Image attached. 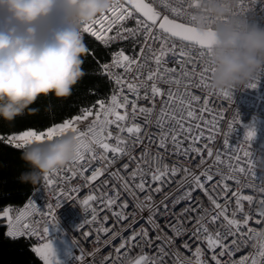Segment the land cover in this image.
Here are the masks:
<instances>
[{
	"label": "snow or ice",
	"instance_id": "snow-or-ice-1",
	"mask_svg": "<svg viewBox=\"0 0 264 264\" xmlns=\"http://www.w3.org/2000/svg\"><path fill=\"white\" fill-rule=\"evenodd\" d=\"M181 10L165 0L159 6L155 0H115L84 29L105 46L117 45L111 63L101 66L117 86L110 101H99L43 131L7 138L21 148L67 131L76 137L71 163L43 178L44 189H52L54 196L46 211L29 214L27 209L37 206L33 200L15 216L10 208L0 210L10 236L43 241L33 249L43 264H61L50 231L58 226L57 210L63 203L77 200L87 214L78 225L79 238L72 241L77 264H86L81 237L91 244L89 237L100 240L101 232L104 248L114 251L115 259L101 255L88 264H264V240L255 238L264 233L242 237L252 215L245 212L244 202L251 204L253 197L227 183L257 187L244 180L251 174L264 193V175L252 171L251 153L233 150L220 126L223 117L210 112L208 105L216 98L232 101V90L210 89L211 67L201 51L209 45L193 35ZM122 40L136 45L132 55L118 46ZM238 123V115L227 121L229 132ZM255 135L253 128L246 130L243 140L249 147ZM217 136L223 137V146H217ZM201 196L207 197L211 212ZM97 205L114 218L110 225L100 226L110 217H99ZM89 225L95 234L85 231ZM242 240L254 251L235 259ZM250 240L257 242L249 245ZM97 252L102 250L90 255Z\"/></svg>",
	"mask_w": 264,
	"mask_h": 264
},
{
	"label": "clouds",
	"instance_id": "clouds-1",
	"mask_svg": "<svg viewBox=\"0 0 264 264\" xmlns=\"http://www.w3.org/2000/svg\"><path fill=\"white\" fill-rule=\"evenodd\" d=\"M115 0H0V118L13 121L41 96L67 98L86 74L89 49L85 26L104 15ZM234 0H201L207 19L206 55L210 89L233 90L264 74V27L231 16ZM211 27V32H208ZM72 131L21 147L32 171L21 180L38 184L71 163L76 150Z\"/></svg>",
	"mask_w": 264,
	"mask_h": 264
},
{
	"label": "built area",
	"instance_id": "built-area-1",
	"mask_svg": "<svg viewBox=\"0 0 264 264\" xmlns=\"http://www.w3.org/2000/svg\"><path fill=\"white\" fill-rule=\"evenodd\" d=\"M156 4L159 6L161 0H155ZM165 2L169 3L173 7H180L181 15L183 19L186 21L188 26L199 28V24L207 19V17L201 12L200 3L201 0H165ZM231 16L238 17L240 19L247 20L249 22L258 24L261 27H264V0H234V4L231 8ZM130 24L132 22H129ZM211 30V27H209ZM85 36H89L95 40L94 37L85 34ZM97 41V40H95ZM106 51L107 53V60L104 64L111 63V59L113 56L114 51L117 49V45L112 46H105L101 42L97 41ZM120 48H123L127 54L132 55L134 53V49L136 45H134L131 41L122 40L119 42L118 45ZM206 49H201L204 53V59L211 67L210 60L206 55ZM179 63V61H177ZM116 69H113V73H116ZM146 71V69H145ZM104 75L110 82V92L108 96L104 99L106 101H110V97L113 92L116 90V85L113 82V79L109 78L105 73ZM256 83L255 88L248 87L250 84ZM131 99V97H130ZM85 108L89 107H81L77 114L73 117L79 115L81 111ZM210 112L213 114H219L223 117V121L221 123V128L224 132L228 133V139L230 145L233 147V150H238L243 148L244 150L251 153L250 159L253 161V168L252 171L256 173L257 176L264 175V74L258 76V78L252 82H250L246 86H241L232 90V101H227L222 97L216 98L213 103L208 105ZM139 115V114H138ZM237 115L240 119V124L235 125V130L229 132L227 128V121L236 118ZM71 117V118H73ZM70 118V119H71ZM248 128H253L255 130V137L250 142L251 146H248V142L244 141V136L246 130ZM154 132L155 129H152ZM217 146H223V137L217 136ZM139 154V153H137ZM227 165L228 160H224V169L227 172ZM99 166V165H97ZM244 167L247 169L249 168L248 164H245ZM103 179V178H101ZM245 181H249L253 184H256L257 187L249 188V187H237L233 180L227 181V183L233 188V190L237 191L241 195H251L253 197V201L251 204L249 202H244L245 212L251 211L252 215L250 218V222L248 225V231L242 233L243 236L253 235L255 232L262 231L264 233V216H260V213H264V204L260 205V200L264 199V193L258 190L259 182L256 181L251 174L244 177ZM43 179L38 183L27 195L22 203L19 204H11L4 207H0V210L5 208H10L12 210L11 214L13 216L17 215L18 212L24 211V206L28 203L29 200H33L37 206L36 208H29L27 212L29 214L35 213L36 215H40L39 208L45 211L47 201L54 200V196L52 194V189H44L43 187ZM73 184H78V181H72ZM167 188L168 185H165ZM88 192L85 191L84 195H87ZM223 195V193H221ZM125 198L131 199L124 194ZM83 197L81 196V199ZM200 199L202 203L207 206L208 211H212V206L208 204L207 197L201 196ZM188 202H185L187 204ZM98 208V215L99 217H103L104 215H108L110 217L109 221L105 224H100L101 227L108 226L112 223L114 218L111 217V214L106 212L102 206L97 205ZM234 204H229V212L232 211ZM131 205L128 209L131 212ZM86 213L82 210L79 206V200L77 201H66L63 203L62 207L57 210V217H58V226L55 229L50 231V239L52 240H60V239H67L70 243V247L68 249L67 255L64 259L63 264H77L75 255L77 254V247L72 243L73 238H79L80 233L77 230L78 225H80L86 219ZM147 216V212L144 213ZM239 218V214H238ZM30 219V217H29ZM163 223V221H162ZM0 226H3L5 236L11 239H21L27 246V248L36 254L33 249L35 246L39 245L43 241L39 239V237H28L21 235L19 237H13L8 234V226L7 221L4 219H0ZM146 226V225H145ZM91 231L95 234L96 228L92 225H89L85 231ZM101 237L100 240H96L93 236L89 237V240L92 241L89 244L81 237V246L84 249V257L85 262H93L95 259H99L101 255L104 256H111L115 259L114 251L110 249L104 248L103 244V237L104 234L101 232L99 233ZM256 239L264 240V234L256 236ZM256 240H250L248 243L249 245L256 243ZM96 249H101L102 252H97L96 257H92L90 255L91 252L95 251ZM235 251V259H239L245 253H251L254 251L253 248L250 246H245L243 240L241 241L240 247L238 250Z\"/></svg>",
	"mask_w": 264,
	"mask_h": 264
},
{
	"label": "trees",
	"instance_id": "trees-1",
	"mask_svg": "<svg viewBox=\"0 0 264 264\" xmlns=\"http://www.w3.org/2000/svg\"><path fill=\"white\" fill-rule=\"evenodd\" d=\"M89 55L82 65L85 75L73 87L67 98H57L52 94L41 96L30 105L36 109L27 111L13 121L0 118V207L19 204L37 185L21 180V175L31 172V166L22 159V150L9 144L4 137L26 130L43 131L73 117L81 107H92L103 101L110 92V82L102 73V65L108 56L105 49L94 39L84 36ZM0 264H42L21 239L5 236L0 226Z\"/></svg>",
	"mask_w": 264,
	"mask_h": 264
},
{
	"label": "rangeland",
	"instance_id": "rangeland-1",
	"mask_svg": "<svg viewBox=\"0 0 264 264\" xmlns=\"http://www.w3.org/2000/svg\"><path fill=\"white\" fill-rule=\"evenodd\" d=\"M16 134H19V133H15V134L8 135V136L4 137V140L7 142V138L9 136L16 135ZM12 145H14V144H12ZM51 241L53 243V247L55 249L57 258L60 260L61 264H63L64 259H65L66 255H67L68 249L70 247L69 241L67 239H60V240H52L51 239ZM35 255L37 256V254H35ZM41 262L43 264V261L42 260H41Z\"/></svg>",
	"mask_w": 264,
	"mask_h": 264
},
{
	"label": "water",
	"instance_id": "water-1",
	"mask_svg": "<svg viewBox=\"0 0 264 264\" xmlns=\"http://www.w3.org/2000/svg\"><path fill=\"white\" fill-rule=\"evenodd\" d=\"M189 29L191 30L194 36L203 37L205 39L207 38V33L200 31L199 28L189 26ZM208 32H211V30L208 29Z\"/></svg>",
	"mask_w": 264,
	"mask_h": 264
},
{
	"label": "bare ground",
	"instance_id": "bare-ground-1",
	"mask_svg": "<svg viewBox=\"0 0 264 264\" xmlns=\"http://www.w3.org/2000/svg\"><path fill=\"white\" fill-rule=\"evenodd\" d=\"M102 73L104 74L103 69H102ZM68 120H69V119H68Z\"/></svg>",
	"mask_w": 264,
	"mask_h": 264
}]
</instances>
